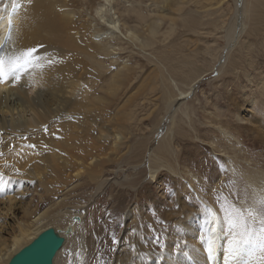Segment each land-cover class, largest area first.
I'll return each mask as SVG.
<instances>
[{
  "label": "rangeland",
  "instance_id": "rangeland-1",
  "mask_svg": "<svg viewBox=\"0 0 264 264\" xmlns=\"http://www.w3.org/2000/svg\"><path fill=\"white\" fill-rule=\"evenodd\" d=\"M130 1L123 0L122 5L139 4ZM142 6L145 14L154 15L151 2L144 0ZM179 7H173L172 14L164 13L174 20L162 25L154 48L142 49L124 40V50L117 53L118 60H129L137 68L131 84L104 114L122 125L126 140L117 154L123 157L119 165L105 166L102 177L109 184L100 193L95 195V183L84 178L76 189H71L73 184L61 193L68 195L63 212H80L84 217L58 264H101V260L123 264L126 258L127 264H142L130 245L154 262L158 253H169L170 239L175 243L170 251L177 255L175 245H186V226L176 218L183 214V202L195 209L199 223L208 221L202 217L205 206L219 212L217 195L230 201L237 196L241 201L258 196L245 176L251 171L264 175V137L258 133L264 132V0H190L181 11ZM238 8L245 14V26L237 27L239 37L234 35L230 42ZM170 31L172 35L164 42L162 35ZM159 54L169 58L165 63L171 72L176 69L172 72L179 79L175 94L188 88L185 72L191 68L205 71L194 93L169 107L158 88L162 74H167L162 66V73L158 72L155 55ZM186 60L194 65L184 68ZM93 77L102 84L97 92L103 95L100 88L109 79L100 78L98 70ZM158 155L173 170L161 166L151 179L153 158ZM24 158L14 156L12 162L21 166ZM9 180L5 178L0 185V232L7 237L23 218V206L42 211L50 206L37 179L29 184ZM10 197H15L11 203ZM154 235L161 237L164 249L152 242ZM113 237L118 244L113 245Z\"/></svg>",
  "mask_w": 264,
  "mask_h": 264
},
{
  "label": "bare ground",
  "instance_id": "bare-ground-1",
  "mask_svg": "<svg viewBox=\"0 0 264 264\" xmlns=\"http://www.w3.org/2000/svg\"><path fill=\"white\" fill-rule=\"evenodd\" d=\"M136 1L140 5L129 7L122 5L123 0H0V40L9 33L12 35V41L0 49V55L15 47H36L40 55L57 61L51 66L46 64L43 69L25 74L19 82L0 85V152L3 153L0 155V172L12 181L31 183L37 179L44 190L43 199L50 201V206L43 211L37 207L29 209L23 206V218L13 232L8 237L0 232V264H9L20 250L50 227L65 237V247L76 233L77 226L82 224L84 214L63 212L68 195L61 193L73 184L76 185L71 189H76L80 184L78 182L84 178L95 183L96 195L109 184V180L102 177L105 166L121 163L123 156H118L117 151L126 140L121 132L122 125L116 119L111 124L113 120L110 122L104 114L131 84L137 68L129 60H118L117 53L124 50V40L127 41L126 44L142 49L154 48L162 34V25L167 20H174L167 19V14H172L173 7L178 4L180 7L177 11H181L182 6L190 0H147L155 7L154 15L149 16L142 6L144 0ZM240 10L238 8L236 20L231 24L232 27L230 25V42L234 35L239 37L237 27L241 24L245 26L242 20L245 14H241ZM9 18L14 21V30L8 29ZM242 31L243 28L240 32ZM172 32L162 35L164 42L168 41ZM114 43H120V46ZM168 59L161 54L155 55L158 72H161L159 66H162L167 73L162 74L158 88H161L162 99L169 107L183 98H189L205 71L192 70L190 64L194 62L186 60L184 68H191L189 75L183 70L189 78L184 83L188 88L183 92L179 91L176 96L173 88L179 89V79L172 74L176 69L173 68L172 72L169 70ZM106 60L110 61L109 64ZM96 70L100 78L103 76L109 79L100 88L103 95L97 92L100 83L93 77ZM220 71H223V67ZM184 72L183 75L178 73L185 76ZM127 101L128 99L125 103ZM258 133L264 137V132L259 130ZM108 146L112 150L110 153ZM14 156L25 157L24 164H14ZM158 157L159 155L153 158L151 179L156 178L161 166L170 165L168 160L167 164ZM33 159L38 161L29 166ZM245 177L250 187H254V193H264V175L251 171ZM15 197L8 198V202H13ZM59 198L61 199L58 200ZM182 204L183 214H178L176 218L186 226V246L182 245V251L173 255L170 250L175 243L170 239L169 253L164 254L163 264H231L224 254L227 243L223 235L217 241L218 246L223 241V246L218 247L213 260L208 259L201 242V237L207 234V221L197 223L195 209H190L185 202ZM9 208L12 209V205ZM203 216L205 220L211 219L206 210L202 212ZM77 217L79 220H76ZM63 221H66V226L61 228L60 223ZM70 227L71 232L67 233ZM61 252L57 255L55 264H58ZM127 261L128 258L123 260V264H127ZM81 262L78 261L77 264Z\"/></svg>",
  "mask_w": 264,
  "mask_h": 264
},
{
  "label": "snow or ice",
  "instance_id": "snow-or-ice-1",
  "mask_svg": "<svg viewBox=\"0 0 264 264\" xmlns=\"http://www.w3.org/2000/svg\"><path fill=\"white\" fill-rule=\"evenodd\" d=\"M7 26L9 30L15 29L13 19H8ZM11 41L12 35L9 33L0 40V49L5 48V45ZM56 62L51 57L40 55L36 47H15L14 50H5L4 54L0 55V85L19 82L25 74L35 69H43L46 64L51 66ZM45 130L47 131L46 127ZM29 147L34 148L35 145H29ZM0 155L3 153L0 152ZM4 181V173L0 172V185ZM216 200L219 204V212L205 206L211 219L207 221V234L201 237V242L208 259L213 260L218 247L223 246V241L219 246L217 244L220 236L223 235L227 243L224 254L231 264H264V193L251 200L241 201L237 196L235 200L230 201L227 197L219 195ZM152 231L155 232L154 229ZM152 242L161 249L166 247L158 235H154ZM112 243L116 245L119 241L113 237ZM129 247L131 252L136 253L142 264H163L165 260L163 253H158L153 262L147 253H137L135 245ZM175 248L177 252L182 251L179 243L175 245ZM101 264L106 262L101 260Z\"/></svg>",
  "mask_w": 264,
  "mask_h": 264
},
{
  "label": "water",
  "instance_id": "water-1",
  "mask_svg": "<svg viewBox=\"0 0 264 264\" xmlns=\"http://www.w3.org/2000/svg\"><path fill=\"white\" fill-rule=\"evenodd\" d=\"M76 220L79 218L77 217ZM71 229L70 227L67 233L71 232ZM65 242V237L55 228L50 227L20 250L9 264H55V259Z\"/></svg>",
  "mask_w": 264,
  "mask_h": 264
}]
</instances>
